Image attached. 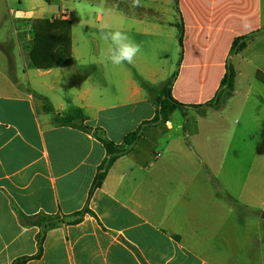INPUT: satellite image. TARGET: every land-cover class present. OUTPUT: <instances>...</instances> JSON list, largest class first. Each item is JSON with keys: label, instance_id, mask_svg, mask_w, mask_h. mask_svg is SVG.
<instances>
[{"label": "crops", "instance_id": "crops-1", "mask_svg": "<svg viewBox=\"0 0 264 264\" xmlns=\"http://www.w3.org/2000/svg\"><path fill=\"white\" fill-rule=\"evenodd\" d=\"M56 2L55 14L69 11L68 0H0V264H19L24 257H33L26 264H264V84L256 78L264 74V0H140L135 8L132 0H72V8L88 13L76 16L84 27L155 43L176 14L182 47L172 95L189 106L180 110L182 122L175 124L174 112L165 124L147 126L89 202L107 153L92 132L76 124L122 144L154 118L149 90L158 73L137 57L133 67L111 64L109 52L77 57L72 35L71 66L31 67L33 24L47 19ZM95 11L100 14L92 17ZM55 19L71 27L75 22L73 13L48 18ZM242 36H251L246 48L231 55ZM228 63L236 72L235 136L256 143L239 144L235 151V171L247 172L235 181V196L220 178L222 168L206 160L197 170L205 169L197 186L205 195H192L199 173L193 181L186 123L193 118L199 127L221 112L225 102L219 108L191 106L215 98ZM42 98L54 113L44 110ZM74 109L84 121L54 122L55 115ZM220 119L226 121L222 114ZM242 155L249 158L245 168L239 165ZM86 206L89 212L78 224L48 230L42 253L34 257L40 229L27 226L26 218L71 215Z\"/></svg>", "mask_w": 264, "mask_h": 264}, {"label": "rangeland", "instance_id": "rangeland-1", "mask_svg": "<svg viewBox=\"0 0 264 264\" xmlns=\"http://www.w3.org/2000/svg\"><path fill=\"white\" fill-rule=\"evenodd\" d=\"M54 6L48 10L45 17L53 19L60 14L70 15L73 13L75 18L74 25L70 29V36L72 35V39L75 46V55L78 57H88V55H94L95 53L105 54L109 52L110 41L105 40L101 36V31H98L97 28L92 27H84L80 23L77 22L76 16L82 15L84 11L76 10L72 8V0H68L66 3V9H62L59 14H55V10L60 6V2H56L53 4ZM68 12L70 14H68ZM84 13V15H87ZM100 12L95 11L91 12L90 15L95 17L99 15ZM173 25L167 26L165 28L166 33L161 38L160 43H155L156 39L147 38L146 40H142L140 36L137 34H127L131 39H133L136 43L140 45V52L137 54V61L145 60L150 68L151 72H157L158 75L156 77V84H154L150 90L153 91V94L157 96L159 94V90L164 85V83L175 73L177 72L178 63L180 61V57L178 54L179 51V20L178 16L174 14L171 17ZM107 32V31H105ZM160 46V47H159ZM135 61L133 60L132 63ZM129 63V67H133V64ZM149 90V92H150ZM226 92L223 94L221 102H225L226 104L223 106L221 112H218L207 124H200L199 127H196V124L191 118L186 126L189 130L192 131L189 137V142L193 146L191 152L190 164L192 166V180L195 181L194 175L199 173L198 169H202V164L205 162L208 165L221 167V176L220 178L223 180L225 186H227V190H229L235 196V181L241 182L246 178V166L249 163V158L246 160V156H239L240 160L239 165L244 167L245 169H241L239 171H235V151L239 144L244 145H254L256 142L250 140L248 137L243 141L241 138H237L235 136V97H226ZM220 114L226 117V121L220 119ZM190 116H195L191 114ZM184 114L182 111H175L174 122L175 124L184 121ZM197 129V135L193 134V130ZM179 159V163L183 162V159ZM246 160V162H245ZM204 167L203 170L199 173V178H197V182L193 184L192 187V195H200L203 197L205 195V188H197L202 182V178L204 177ZM198 190V192H196ZM200 191V192H199ZM200 193V194H199ZM208 194H211L208 192ZM208 198V197H204ZM197 204V203H196ZM194 204V205H196ZM225 211L228 209V205L226 203L223 204ZM227 223V222H225ZM226 227V226H225ZM262 233L264 235V224L262 227Z\"/></svg>", "mask_w": 264, "mask_h": 264}, {"label": "trees", "instance_id": "trees-1", "mask_svg": "<svg viewBox=\"0 0 264 264\" xmlns=\"http://www.w3.org/2000/svg\"><path fill=\"white\" fill-rule=\"evenodd\" d=\"M49 1V0H47ZM177 2V0H175ZM121 7L125 10L126 7ZM140 12V11H139ZM71 23L64 19H38L34 22L32 27V40L29 44V57L30 66L40 70H49L52 68L69 67L74 63L72 56V44L70 37ZM251 36H242L234 40L231 47V55H235L243 51ZM179 46L182 47V36L178 38ZM175 72L160 88V92L157 96L150 90V98L156 108L155 116L152 120L143 123L137 130L129 133L122 144H115L108 140L102 132L99 130H92V128L83 124H76L86 132H92L93 135L104 145L107 156L103 163L97 170V174L92 183L88 202L90 201L93 193L102 186L108 171L114 162L122 156L131 153L138 141L144 134L147 126H160L169 121L171 114L177 110H184L188 108V105H184L178 102L172 95V85L176 78ZM236 72L230 63L227 64V72L222 80L221 87L217 92L215 98L205 105L191 106L195 109H202L203 107H215L219 108L223 94L226 92V97H231L234 91ZM257 80L264 84V74L257 72ZM43 108L48 113H54V108L44 99ZM85 117L82 111L74 109L65 115H55L54 122L56 124H73L74 121H84ZM220 196V195H218ZM89 212L86 206L81 211L75 212L71 215H37L34 217L26 218L25 224L27 226H37L40 231L37 236L38 241V253L36 256H40L42 253V245L45 238V234L48 230L56 228L61 225H73L78 224L86 213ZM33 257H24L19 260V264H26V261Z\"/></svg>", "mask_w": 264, "mask_h": 264}, {"label": "clouds", "instance_id": "clouds-1", "mask_svg": "<svg viewBox=\"0 0 264 264\" xmlns=\"http://www.w3.org/2000/svg\"><path fill=\"white\" fill-rule=\"evenodd\" d=\"M139 3L140 0H132V7H138ZM101 36L110 41L107 60L113 65L118 66L125 62L132 63L140 52V45L122 31H102Z\"/></svg>", "mask_w": 264, "mask_h": 264}]
</instances>
